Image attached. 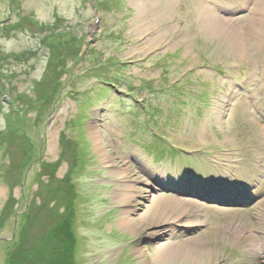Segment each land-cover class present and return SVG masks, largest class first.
<instances>
[{"label":"rangeland","instance_id":"374dc122","mask_svg":"<svg viewBox=\"0 0 264 264\" xmlns=\"http://www.w3.org/2000/svg\"><path fill=\"white\" fill-rule=\"evenodd\" d=\"M0 264H264V0H0Z\"/></svg>","mask_w":264,"mask_h":264},{"label":"bare ground","instance_id":"6f19581e","mask_svg":"<svg viewBox=\"0 0 264 264\" xmlns=\"http://www.w3.org/2000/svg\"><path fill=\"white\" fill-rule=\"evenodd\" d=\"M256 6H263V3L262 2H258L257 4H256ZM211 18H212V21H213V27L214 28H216V32H215V34L216 33H219V32H221V29H219L220 27L218 26L217 27V25H218V23L220 22V21H224L225 19L224 18H222V17H219V16H211ZM211 187H212V184H211ZM206 188H207V184H206ZM210 188V187H209ZM219 188L218 187H216L215 189H214V191L213 190H208V191H210V192H212V193H215V194H219L220 193V191L219 192H217V190H218ZM235 193V192H234ZM236 194V193H235ZM239 195V194H238ZM241 197H243V196H241ZM240 197V198H241ZM239 198V197H238ZM177 199V201H179V202H182L183 200H181L180 198H176ZM163 200V199H162ZM186 203L187 204H190V205H192V206H196L197 204H196V202H193V201H186ZM122 222H127V219H123L122 220ZM236 231V230H235ZM197 241H198V239H196V240H191V241H186V242H181V243H178V244H169V245H165V246H162V247H160V248H157L156 249V256H155V259L158 261V262H167V261H170V260H172L173 258L174 259H176V258H178V257H180V255H182V256H184V257H187L188 256V254L189 253H192V252H189L188 254H187V252L185 253V251H183V250H185L184 248H185V246H187L188 244H193V245H198V243H197ZM199 259L198 260H202V255L204 254L203 252H195L194 253Z\"/></svg>","mask_w":264,"mask_h":264},{"label":"trees","instance_id":"16d2710c","mask_svg":"<svg viewBox=\"0 0 264 264\" xmlns=\"http://www.w3.org/2000/svg\"><path fill=\"white\" fill-rule=\"evenodd\" d=\"M59 36H60V34H59ZM21 98H22V96H21L19 99H21ZM15 112H16V114L19 116V120H20V121H22V122H26V119H25V117L23 116V110H22L20 107H16V108H15ZM172 151H174L175 153L178 154V152H176L175 150H172Z\"/></svg>","mask_w":264,"mask_h":264}]
</instances>
